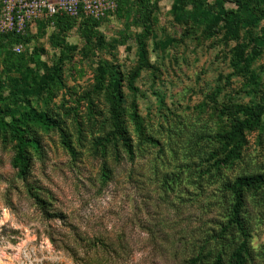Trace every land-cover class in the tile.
I'll list each match as a JSON object with an SVG mask.
<instances>
[{"label":"rangeland","instance_id":"obj_1","mask_svg":"<svg viewBox=\"0 0 264 264\" xmlns=\"http://www.w3.org/2000/svg\"><path fill=\"white\" fill-rule=\"evenodd\" d=\"M176 3L150 0L148 20L143 3L120 0L98 25L73 19L61 32L57 19L34 22L21 54L12 44L0 47L2 108L25 111L10 95L18 90V100L63 121L78 151L73 157L57 130H39L44 154L30 179L56 214L48 217L12 167L16 143L0 124V250L11 264H188L198 255L197 264L219 255L232 264L238 233L222 231L233 200L229 183L264 172V124L247 130L241 156L227 166L211 154L223 157L222 135L241 117L231 104L264 96V0ZM220 3L239 11L238 37L224 27L209 36L198 19L197 10ZM141 41L146 62L130 85ZM240 43L248 54L261 46L251 64L256 84L233 62ZM100 66L122 78L133 160L122 146L99 143L111 127L106 87L95 88ZM245 217L248 264H264V185L245 193Z\"/></svg>","mask_w":264,"mask_h":264},{"label":"trees","instance_id":"obj_2","mask_svg":"<svg viewBox=\"0 0 264 264\" xmlns=\"http://www.w3.org/2000/svg\"><path fill=\"white\" fill-rule=\"evenodd\" d=\"M120 0H118L119 2ZM124 1V0H121ZM143 3L147 11V19L149 20L152 9H150V0H138ZM228 2H240V0H225ZM187 4H197L200 0H177L176 6ZM185 5V4H184ZM1 8V4H0ZM196 15L198 19H202L206 23V32L209 36H213L220 32L224 27L227 33L232 37L239 36V11L234 8H228L223 3L218 6L202 7L197 10ZM107 17V16H106ZM105 18V17H104ZM57 19V26L61 32H65L67 28H70L73 24V19H79L84 21V25H89L92 22L99 24V20L92 17L82 16L81 18H73L67 15L55 16L49 19L38 20L36 22H43L48 20ZM26 34V33H25ZM25 34L12 33H0V47L6 44H15L27 40ZM86 34V33H85ZM87 35V34H86ZM59 39V36H56ZM98 40V39H97ZM24 44V43H23ZM58 44V43H56ZM14 51V50H13ZM261 46H256L252 54H248L246 46L243 43L237 45L235 49V55L233 62L241 70L248 74V78L254 82L257 81V74L255 70L251 69V64L254 58L261 53ZM15 52V51H14ZM16 53V52H15ZM21 54V53H16ZM140 64L139 66L129 74L130 85L133 80L139 75L146 62L145 44L140 42ZM109 68V69H108ZM109 77V83L105 86V80ZM248 79V81H249ZM122 78L115 73L110 67H99V73L95 77V88L101 90L104 87L106 90L105 100L108 105L107 121L111 127L107 132V136L103 140H99V143L106 146L111 144L113 147L118 148L122 146L128 153L131 160L135 157V149L132 137L128 131V128L122 118ZM250 83V82H249ZM2 82L0 81V89ZM18 90L12 92V100L16 107L24 108L25 111L17 115L16 109H11L8 106L2 108L6 98L0 95V124L10 131L11 137L16 143V153L11 159V165L17 170L18 176L24 181L27 186L29 195L43 208L48 217H53L56 214L50 212L45 208L46 199L39 194L38 187L30 179L32 177V169L35 161L41 160L44 154L43 141L39 133L40 129L44 130H57L60 133L62 143L70 152L73 157L77 156V148L71 140V135L63 124L60 118H58L50 109L39 110L32 107L27 99L18 100ZM91 107L94 105V100L90 101ZM232 111L241 114L231 124L230 129L222 135L224 140V155L219 157L216 153H212L211 157L216 159L219 166H227L236 158H239L242 154L243 146L246 142L247 130H252L262 123L264 124V96L258 103L242 104L234 103L229 107ZM137 130L147 141L155 142V139L147 136L143 131L139 122H137ZM106 142V144H104ZM109 167L105 166L102 170L103 181L108 178ZM105 183V182H104ZM264 185V172L257 174H245L237 177L234 182L229 183V191L233 194V200L229 208V219L227 225L223 226L222 231L225 233L230 228H233L238 233L239 241L230 255V262L232 264H248V257L251 253L250 247V231L245 217V193L255 190ZM200 255L191 258L188 264H197L199 262ZM208 264H225L222 256L217 258Z\"/></svg>","mask_w":264,"mask_h":264},{"label":"built area","instance_id":"obj_3","mask_svg":"<svg viewBox=\"0 0 264 264\" xmlns=\"http://www.w3.org/2000/svg\"><path fill=\"white\" fill-rule=\"evenodd\" d=\"M118 0H1L0 33L25 34L30 24L57 15L73 18H104L115 12ZM16 53L24 44L14 45Z\"/></svg>","mask_w":264,"mask_h":264},{"label":"bare ground","instance_id":"obj_4","mask_svg":"<svg viewBox=\"0 0 264 264\" xmlns=\"http://www.w3.org/2000/svg\"><path fill=\"white\" fill-rule=\"evenodd\" d=\"M21 253L22 249H19L17 254L21 255ZM0 264H11L8 256L4 253L2 249L0 250Z\"/></svg>","mask_w":264,"mask_h":264}]
</instances>
